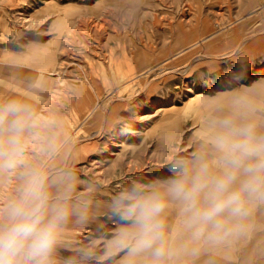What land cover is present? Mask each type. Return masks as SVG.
Listing matches in <instances>:
<instances>
[{
  "label": "rangeland",
  "instance_id": "rangeland-1",
  "mask_svg": "<svg viewBox=\"0 0 264 264\" xmlns=\"http://www.w3.org/2000/svg\"><path fill=\"white\" fill-rule=\"evenodd\" d=\"M10 99L37 115L27 162L71 173L72 202L88 208L66 224L58 264H114L99 259L118 227L113 195L210 149L221 119L264 130V0H0V102ZM16 185L0 177V204Z\"/></svg>",
  "mask_w": 264,
  "mask_h": 264
},
{
  "label": "clouds",
  "instance_id": "clouds-1",
  "mask_svg": "<svg viewBox=\"0 0 264 264\" xmlns=\"http://www.w3.org/2000/svg\"><path fill=\"white\" fill-rule=\"evenodd\" d=\"M37 115L20 99L0 102V177L15 178V194L0 204V264H58L57 251L70 218L87 219L86 205L72 202L75 178L27 162ZM205 147L168 162L169 175L133 182L107 204L118 226L102 238L101 261L114 264H194L203 250L249 235L264 207V131L247 121L216 122ZM178 208L179 227L168 223ZM96 243L82 255H95ZM65 264H75L68 260Z\"/></svg>",
  "mask_w": 264,
  "mask_h": 264
},
{
  "label": "crops",
  "instance_id": "crops-1",
  "mask_svg": "<svg viewBox=\"0 0 264 264\" xmlns=\"http://www.w3.org/2000/svg\"><path fill=\"white\" fill-rule=\"evenodd\" d=\"M167 218L170 226L179 227L177 207L168 210ZM194 264H264V207L254 212L247 237L225 247L203 250Z\"/></svg>",
  "mask_w": 264,
  "mask_h": 264
},
{
  "label": "bare ground",
  "instance_id": "bare-ground-1",
  "mask_svg": "<svg viewBox=\"0 0 264 264\" xmlns=\"http://www.w3.org/2000/svg\"><path fill=\"white\" fill-rule=\"evenodd\" d=\"M52 71L54 70L53 69L46 70V71L42 70L41 72H45V74H48V75H53V74L55 75L56 73ZM78 105H79V111L81 114H88L90 112V104H88V102L85 99L81 100Z\"/></svg>",
  "mask_w": 264,
  "mask_h": 264
}]
</instances>
